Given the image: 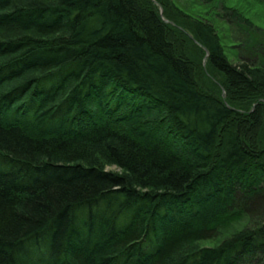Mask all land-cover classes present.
<instances>
[{
    "label": "trees",
    "instance_id": "16d2710c",
    "mask_svg": "<svg viewBox=\"0 0 264 264\" xmlns=\"http://www.w3.org/2000/svg\"><path fill=\"white\" fill-rule=\"evenodd\" d=\"M256 50L173 0H0V264H264Z\"/></svg>",
    "mask_w": 264,
    "mask_h": 264
},
{
    "label": "rangeland",
    "instance_id": "374dc122",
    "mask_svg": "<svg viewBox=\"0 0 264 264\" xmlns=\"http://www.w3.org/2000/svg\"><path fill=\"white\" fill-rule=\"evenodd\" d=\"M173 1L187 14L208 21L214 25L219 33L230 63L238 64L241 59L246 57L257 59V45L264 47V39L257 37L261 31H264V0ZM233 11H237L239 15L247 18L252 23V27L248 29L247 27L240 25L236 20H231L229 14ZM160 12H163L161 8ZM254 32H257L256 35ZM251 40L255 41L251 43ZM206 56L203 58L204 69H207ZM222 95L225 99L226 93L223 92ZM107 170L120 172V168L114 165L107 166ZM257 220V218L245 215L236 220L225 223L216 237L191 242L187 245L186 249L190 247H216L226 238L231 237L246 227L252 226Z\"/></svg>",
    "mask_w": 264,
    "mask_h": 264
},
{
    "label": "bare ground",
    "instance_id": "6f19581e",
    "mask_svg": "<svg viewBox=\"0 0 264 264\" xmlns=\"http://www.w3.org/2000/svg\"><path fill=\"white\" fill-rule=\"evenodd\" d=\"M161 13H162V12H161ZM231 109H233V110H234L235 108H234V107H231Z\"/></svg>",
    "mask_w": 264,
    "mask_h": 264
},
{
    "label": "water",
    "instance_id": "95a60500",
    "mask_svg": "<svg viewBox=\"0 0 264 264\" xmlns=\"http://www.w3.org/2000/svg\"><path fill=\"white\" fill-rule=\"evenodd\" d=\"M167 21V20H166ZM207 57V56H206Z\"/></svg>",
    "mask_w": 264,
    "mask_h": 264
}]
</instances>
